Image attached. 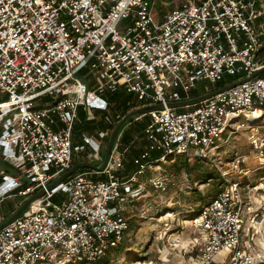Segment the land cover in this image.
I'll use <instances>...</instances> for the list:
<instances>
[{"label":"built area","instance_id":"built-area-1","mask_svg":"<svg viewBox=\"0 0 264 264\" xmlns=\"http://www.w3.org/2000/svg\"><path fill=\"white\" fill-rule=\"evenodd\" d=\"M156 2L0 0V94L8 95L0 102V155L18 171L4 175L0 198L45 189L0 229V264H92L125 239L126 206L146 194L141 176L149 170L151 185L166 190L162 165L178 156L209 160L245 128L254 149L264 146V76L196 106H167L199 87L212 91L226 75L243 79L264 67V0H184L162 15ZM120 89L135 93L137 107L164 104L147 114L133 172L119 175L132 148L122 144V130L103 170L77 171L48 189L86 152L74 143L80 108L117 123L109 97ZM46 95L53 100L42 103ZM111 132L83 137L88 161L102 163ZM231 164L238 171L240 158ZM222 175L227 183L191 220L195 256L177 264H264V245L256 250L247 228L254 210L244 181Z\"/></svg>","mask_w":264,"mask_h":264},{"label":"rangeland","instance_id":"rangeland-1","mask_svg":"<svg viewBox=\"0 0 264 264\" xmlns=\"http://www.w3.org/2000/svg\"><path fill=\"white\" fill-rule=\"evenodd\" d=\"M183 1L157 0L156 11L162 15ZM260 28L264 39V18ZM261 55L264 56V51ZM82 73L84 70L80 72ZM132 95L137 100L135 93ZM6 98L7 94H0V99ZM40 100L45 103L53 98L46 95ZM136 102L140 103L138 100ZM261 123L264 125V120ZM250 134V129H241L223 143L220 154L204 161V167L226 173L228 181L237 175L242 177L246 189L244 195L250 197L247 200L254 210L249 217L247 228L250 229L249 236L254 239L251 243L254 242L252 245L258 250L264 245V146L254 149L249 142ZM102 154L105 155V149ZM236 156L240 158L241 165L239 170L234 172L231 161ZM195 161L192 156H178L175 162L162 165L165 169L163 173L167 177L166 190L156 188L149 180L144 179L146 194L139 198L134 207L128 206L126 209L131 227L123 240L124 248L115 257V264H177L195 256L193 243L194 236H198V230L191 220L204 201L215 194L211 185L198 180V176L205 169ZM186 162L192 166L191 172L182 166ZM61 197L62 194H58L53 200L58 202ZM225 255L226 251H222L216 260L222 262Z\"/></svg>","mask_w":264,"mask_h":264},{"label":"trees","instance_id":"trees-1","mask_svg":"<svg viewBox=\"0 0 264 264\" xmlns=\"http://www.w3.org/2000/svg\"><path fill=\"white\" fill-rule=\"evenodd\" d=\"M261 76H264V73H262ZM239 78H240V76L226 75L222 79L218 80L213 86H211L210 90L225 86L229 83H232V82L238 80ZM205 92H206V90H204L203 87H199V89H196L192 92L191 97L193 98V97L202 95ZM6 100H7V98L6 99H0V102L6 101ZM109 100L111 102L110 110L112 111L113 115H115V116L120 115V118L118 120H120L129 111H131L132 109L136 108L139 105V103L136 102L137 100L134 98L132 93H128L122 89L113 93L109 97ZM185 108H179V110H183ZM97 114H98L99 119H97L98 117L88 118L87 112H85L83 109L80 108V110H79V116L80 117H79V120L77 121V123L75 125V129H74V132H75L74 133V143L76 145H78L77 143L79 141H81V140H82V142L84 141V139H83L84 134H87V133L88 134H94L95 130L96 131L97 130H104V129H110L111 131L113 130L116 123L110 124V123H107L105 121L104 115L106 114V112L97 110ZM148 121H149V116L144 115L139 119H135V120H132L131 122H129L127 125H128V127L131 125V127L125 128L127 126L126 125L122 131V136H121L122 144L127 145L128 143H130L133 140L134 135H136L135 133H142ZM108 140H109V138L107 139V142H108ZM204 161H206V160L197 159L195 161V162H198V164H197L198 166H201L205 169L198 176V180H201L204 183H208L209 185L212 186V188L215 189V194L211 195V197L209 199L205 200L204 201V203H205L208 200H210L213 196H215L224 187V185L227 183V181L221 172H215L214 170H209L208 168L204 167ZM74 162H76V161H74ZM194 164H196V163H194ZM182 166H184L187 170H189V172L192 171V166L190 165V163L186 162ZM84 170H91V169L80 168V169L76 170L75 172L84 171ZM26 184L27 183H24V186ZM199 210L196 211V213H194V214H198ZM122 243L117 248H113V249L109 250L103 257H101L99 260H97L96 262H94L92 264H115L116 255H118L122 251V249L124 248L122 246Z\"/></svg>","mask_w":264,"mask_h":264},{"label":"water","instance_id":"water-1","mask_svg":"<svg viewBox=\"0 0 264 264\" xmlns=\"http://www.w3.org/2000/svg\"><path fill=\"white\" fill-rule=\"evenodd\" d=\"M264 73V67L258 69L255 71L253 74H251L248 77H245L243 79L236 80L232 83H229L225 86L219 87L217 89H213L212 91H209L207 93H204L202 95L182 100V101H177V102H170L167 104L168 107L170 108H185V107H190L194 106L220 92L226 91L244 81L250 80L256 76L261 75ZM59 100V99H58ZM56 103V102H55ZM54 103V104H55ZM164 108V104L159 103V104H154V105H146V106H141V107H136L129 111L126 115H124L115 125V127L112 130V134L109 136V140L105 149V155L103 158V161L100 165H95V163L90 162V161H76L73 163V165L67 169L64 173L60 175L55 181L51 182L48 185V189L53 188L55 185L61 183L68 177H70L72 174L75 173L76 170L80 168H89V169H94L101 171L105 168L106 164L108 163L112 150L114 148L115 141L120 134V132L124 129V127L131 122L132 120H135L138 117L147 115L149 112L154 111V110H160ZM28 184L30 183V180L26 181ZM45 193V189L42 188L38 190L36 193L32 194L31 196L27 197L24 199V201L20 204V206L12 212V214L5 220L0 222V229L3 228L5 225L9 224L13 220H15L20 214H22L36 199L42 197V195Z\"/></svg>","mask_w":264,"mask_h":264},{"label":"crops","instance_id":"crops-1","mask_svg":"<svg viewBox=\"0 0 264 264\" xmlns=\"http://www.w3.org/2000/svg\"><path fill=\"white\" fill-rule=\"evenodd\" d=\"M81 109H83L85 112H87V117L89 118V114L87 109H85L83 106L81 107ZM96 117H98L97 111H95ZM128 125L125 127L127 128ZM131 125L128 127L130 128ZM99 130H95L94 134H84L85 135H89V136H96ZM144 135L143 133H137V135H134L133 140L130 142L132 143V148L128 154V157L125 161V167L119 172V175L122 179H126L127 177H129V175L133 172L134 170V163L132 161L133 156L137 155L139 152V149L141 148V146L144 143ZM128 143V144H130ZM78 145L83 144L86 146V152L90 149V145L86 144L84 141L82 142L79 141L77 143ZM86 152H83L81 154H77L74 157V161H88V159L86 158ZM153 170H149L145 175L141 176V181L143 183H145L144 179H146L147 181L149 180L150 182V177H151V173ZM18 171L16 170V168H14L11 164H9L8 162L4 161L0 155V183L3 180V177L5 174H9L12 176L17 175ZM146 184V183H145ZM136 183H133V186H136ZM24 201V197L18 194H15L13 196L9 195L6 196L4 198H0V222L7 219L12 212H14L19 206L20 204ZM129 206V205H128ZM126 206V209L127 207ZM130 221V220H129ZM131 226V223H130Z\"/></svg>","mask_w":264,"mask_h":264}]
</instances>
